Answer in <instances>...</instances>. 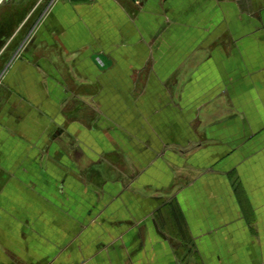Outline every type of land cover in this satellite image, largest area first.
Listing matches in <instances>:
<instances>
[{"label":"crops","instance_id":"0c3cea01","mask_svg":"<svg viewBox=\"0 0 264 264\" xmlns=\"http://www.w3.org/2000/svg\"><path fill=\"white\" fill-rule=\"evenodd\" d=\"M20 1L0 264H264V0Z\"/></svg>","mask_w":264,"mask_h":264},{"label":"rangeland","instance_id":"374dc122","mask_svg":"<svg viewBox=\"0 0 264 264\" xmlns=\"http://www.w3.org/2000/svg\"><path fill=\"white\" fill-rule=\"evenodd\" d=\"M48 1L49 0H43L42 4H40V6H38V7L36 6V10L33 11V12L30 11V9H29V11H28V12H30L29 15L30 14H32L34 16L36 15V18H35V20H36L37 17H38V12H40V10L43 7L44 3L46 4ZM31 2H32V0H31ZM31 2H29L30 3L29 8L32 7V3ZM20 4H21L20 0H4L0 4V7H1L0 8V16H2V22H1L2 26L0 28V34L1 35L4 34V33H7V35H9V36L13 35V32L15 31L14 24L17 21V18L22 16V10H21L22 6ZM40 13H42V12H40ZM30 20H33V18L30 17ZM30 20H28V21H30ZM35 20L33 21V23L35 22ZM29 24H30V22L26 24L25 28L23 29L24 31L26 30V28L28 27L27 25H29ZM29 29H30V26H29ZM10 47H11V49H13L15 47L14 42L11 43Z\"/></svg>","mask_w":264,"mask_h":264},{"label":"built area","instance_id":"2783aa9c","mask_svg":"<svg viewBox=\"0 0 264 264\" xmlns=\"http://www.w3.org/2000/svg\"><path fill=\"white\" fill-rule=\"evenodd\" d=\"M4 0H0V4L3 2ZM135 2L139 3L141 0H134Z\"/></svg>","mask_w":264,"mask_h":264}]
</instances>
